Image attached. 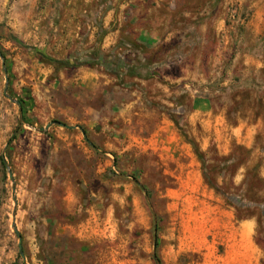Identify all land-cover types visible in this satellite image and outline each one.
Here are the masks:
<instances>
[{"label": "rangeland", "instance_id": "obj_1", "mask_svg": "<svg viewBox=\"0 0 264 264\" xmlns=\"http://www.w3.org/2000/svg\"><path fill=\"white\" fill-rule=\"evenodd\" d=\"M0 54V264H264V0H0Z\"/></svg>", "mask_w": 264, "mask_h": 264}, {"label": "crops", "instance_id": "obj_2", "mask_svg": "<svg viewBox=\"0 0 264 264\" xmlns=\"http://www.w3.org/2000/svg\"><path fill=\"white\" fill-rule=\"evenodd\" d=\"M130 21L132 22L131 26H132L133 32L138 33L137 38H138L140 43H144V41L147 40V37L152 38L151 37L152 33H149L148 35L146 34V32L148 31L147 26H146L147 21H144V20L138 19V18H131ZM114 39H116V33L114 34Z\"/></svg>", "mask_w": 264, "mask_h": 264}, {"label": "trees", "instance_id": "obj_3", "mask_svg": "<svg viewBox=\"0 0 264 264\" xmlns=\"http://www.w3.org/2000/svg\"><path fill=\"white\" fill-rule=\"evenodd\" d=\"M0 57L4 59V56L2 54H0ZM6 69H7L6 71L8 72L9 69L8 68H6ZM19 103H20V105L22 107V110L24 111V106L23 105H24L25 102L22 101V100H19ZM11 142H12V138L10 139L9 143H11ZM0 162H1V164H4L3 158H0ZM154 250H155V252H154V255H153V259H154L155 264H163L161 262L159 256H158L157 252H156V250H157L156 234H154Z\"/></svg>", "mask_w": 264, "mask_h": 264}, {"label": "water", "instance_id": "obj_4", "mask_svg": "<svg viewBox=\"0 0 264 264\" xmlns=\"http://www.w3.org/2000/svg\"><path fill=\"white\" fill-rule=\"evenodd\" d=\"M5 82H6V86H5V90H4V92H6V89H7V83H8V78H7V77L5 78ZM15 103H16L18 106L20 105L18 101H15ZM52 124H58V123H57V122H53V123L49 124V125L46 127V129H48ZM8 174H9V177H11V174H10L9 171H8ZM14 232H15L16 236L18 237V239L20 240L19 234H18V232H17V230H16L15 228H14ZM19 254L22 256L21 245H20V244H19Z\"/></svg>", "mask_w": 264, "mask_h": 264}]
</instances>
